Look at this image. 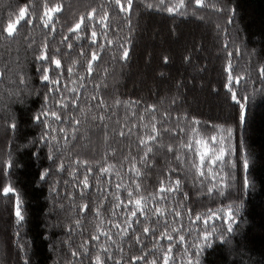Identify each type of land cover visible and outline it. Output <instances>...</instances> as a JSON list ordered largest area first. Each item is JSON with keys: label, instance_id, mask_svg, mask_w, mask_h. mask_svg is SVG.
Segmentation results:
<instances>
[{"label": "trees", "instance_id": "trees-1", "mask_svg": "<svg viewBox=\"0 0 264 264\" xmlns=\"http://www.w3.org/2000/svg\"><path fill=\"white\" fill-rule=\"evenodd\" d=\"M206 2L208 7H197L193 0H185L184 8L170 14L159 0H133L127 13L119 10L115 0H0V70L4 72L0 77V189L7 184L16 189L24 215L17 224L14 196L0 194V264H95L97 255L105 264L116 260L131 264L132 257L145 252L147 260L160 257L170 243L175 245L174 255L185 247L194 254L200 244V264H264V77L259 72L264 66V0ZM57 4L62 10L51 13L52 21L45 27L47 8ZM212 4L224 10L216 11ZM25 6L31 22L21 21L17 34L8 37L3 28ZM93 9L96 16L89 20ZM105 12L108 18L101 23ZM80 17L85 18L82 30L69 31ZM92 30L97 32L95 44ZM44 45L50 58L61 61V68L51 59H37ZM124 48L129 51L126 60L121 58ZM93 51L99 59L89 74ZM228 61L233 76L243 77L231 85L238 99L247 98L242 99L247 112L243 124L239 105L227 87ZM44 68L50 69V78H59L58 85L41 79ZM73 88L75 92L70 91ZM62 98L66 108L57 106ZM101 100L103 106L98 107ZM149 105L156 108L160 136L150 144L153 151L147 163H142L146 149L139 139L151 134L144 127L152 115L145 111ZM42 111H57L61 120L46 117L51 125L46 127L45 122L34 120ZM12 123L15 129L10 128ZM73 128L79 130L73 133ZM122 130L125 136L119 135ZM45 132L48 137L42 140ZM212 136L218 141L223 138L216 147L226 153L222 168L213 169L214 180L210 174L199 176L193 167L198 162L195 151L183 147L191 140L194 149L203 151L195 141ZM169 146L173 151H168ZM245 156L247 171L242 166ZM9 161L13 166L6 169ZM133 162L142 176L130 170ZM109 165L114 167L102 174L101 169ZM85 175L88 188L80 183ZM165 179H179L180 190L167 194V200L154 199ZM136 183L141 184L139 191ZM213 184L216 187L209 193ZM128 191L133 198H148L146 215H130L135 205L128 203ZM116 196L127 207L115 208ZM85 204L88 208L82 210ZM157 206L165 209L164 216L153 214ZM172 209H178L181 217L176 218ZM229 209L236 219L231 233L225 223ZM212 213L216 216L205 225L203 220ZM196 215L202 219L193 223ZM125 220L132 223L127 234L113 227L114 223L127 227ZM145 226L155 233L145 235ZM165 229L173 241L154 238ZM213 229L211 247L204 246L202 233ZM137 235L142 243H136ZM180 235L185 237L183 244ZM93 236L100 238L93 240ZM175 264L186 261L178 257Z\"/></svg>", "mask_w": 264, "mask_h": 264}, {"label": "snow or ice", "instance_id": "snow-or-ice-1", "mask_svg": "<svg viewBox=\"0 0 264 264\" xmlns=\"http://www.w3.org/2000/svg\"><path fill=\"white\" fill-rule=\"evenodd\" d=\"M194 4L197 7H208L209 4L206 2V0H193ZM115 4L118 6L119 10L121 12H130L133 6V0H115ZM159 4L164 6V10L171 13H177L180 11V9L184 8L186 6L185 0H178L177 3L172 4L170 2H166V0H159ZM216 11H223V8H217L215 4L211 5ZM149 8L153 7V5L149 4L148 5ZM62 10V6L57 4L54 7L51 8H47L46 12H45V16H47V20L45 21L44 26L48 27L49 24L52 21V15L51 13H58ZM96 16V10L93 9L91 13H89L88 19L91 20ZM108 18V13L105 12L104 16L101 17L99 22H103L105 20H107ZM21 21H24L26 23H30V19H28V7H21L18 11V14L16 16V18L14 20H9L8 24L6 27L3 28V32L7 34L8 37H14L17 34L18 31V27L20 26ZM231 19L229 20V23H231ZM85 24V18L84 17H80L79 21L74 25L73 28H70L69 31L72 32H77V31H81L82 30V25ZM105 27H107V25L105 24ZM91 37H92V43L95 44L96 43V37H97V32L95 30H92L91 32ZM65 40L68 39V37L64 38ZM109 43H111V41H109ZM44 51H42V53L37 57V59L40 60H49L51 59V63L55 65V67L57 69L61 68V61L59 59H56L54 57H49L46 49H47V45H44ZM69 48L72 47L71 44L68 45ZM123 47V46H122ZM228 45L225 44V48H227ZM238 51V50H237ZM229 56L233 55V53L229 52L228 53ZM129 56V51L127 48H124L123 53H122V59H127ZM99 59V55L97 52L93 51L91 54V58L88 61V65H87V71L89 74L92 73L93 71V62ZM228 72V90L232 93V100L235 101V103L237 105H239V120L240 123H246V118H247V112H246V106L244 103H242V99H247L246 97L242 98V99H238L237 98V94L232 90V83L233 81H235L236 84H239L240 81L243 79L242 76H233L232 74V63L231 61H228L227 67L225 69ZM49 68H44L43 69V75L41 77V79L45 82H48L51 85H58L60 83L59 78L56 79H52L49 76ZM73 71L72 68L68 69V72L71 73ZM259 72L260 75L262 77H264V66L259 68ZM4 75V72L2 70H0V77H2ZM23 82V81H21ZM49 91H53V89H49ZM55 91L59 92L60 89L56 88ZM70 91L75 92L76 89H70ZM47 97H45V101L47 102ZM91 99L96 100L97 97L93 96L91 97ZM57 106L60 108H66L67 104L64 103V99L62 98L61 100H57L56 101ZM73 103H75V101H73ZM103 100L100 101V104L98 105V107H102L103 106ZM116 104L119 105L120 101L117 100ZM146 112L152 113L151 118H150V122L148 124H145L144 127L150 128V132L151 134L148 135L147 137H140L139 139V143L141 146H143L146 151L144 152V156L141 158V162L142 163H147L148 161V156L150 153H152L153 148L150 146V144L152 142H156L158 137L160 136V129L157 127V120H156V116H155V112H156V108L154 105H149L146 109ZM135 115V114H134ZM167 114H165L166 116ZM51 116L54 120L59 121L61 120V115L57 112V111H42L40 114L35 115L34 116V120L37 122H45V126L46 127H51V125L47 124L46 121L44 120V118ZM93 119H96V117H93ZM99 119L101 121H103L105 119V117L103 115L99 116ZM141 120L144 119L143 116L140 117ZM195 123H199L198 121H194ZM75 124L79 125L80 121L76 120ZM133 127H135V125H133ZM11 129H15L16 128V124L12 123L10 125ZM78 128H73V133H75L76 131H78ZM167 130V129H166ZM52 131L55 132L56 129L52 128ZM129 132L132 131V129H128ZM181 131H183V129H181ZM193 131L195 132L196 130L193 129ZM228 134L229 136H231V129H228ZM60 132L64 133L65 129L61 128ZM127 133L124 132L123 130L119 133V135L121 136H125ZM48 137V133L45 132V134L41 137L42 140H46ZM53 140L56 139L55 136L52 137ZM65 140L68 139V136L65 135L64 137ZM223 140V138H221L219 141L217 140L216 136H212L208 141H204V140H196L195 143L197 145H203V151H201L199 148L194 149L193 148V142L191 140H189L187 143H185L183 145L184 148L188 149L189 151H195L197 157H198V162L193 163V167L196 169V171L198 172L199 176L201 177H205L207 178V176L210 174L212 179L214 180L216 178L217 173H215L213 171V169L215 168H222V165L225 163V150L224 148H217L216 144L217 143H221ZM168 151L171 152L173 151L172 146L168 147ZM177 160H180L181 157L177 156L176 157ZM135 160V158H133V161ZM78 163H84V162H79ZM12 163L6 162L5 168L6 169H10L12 167ZM236 165L233 163L232 167H235ZM242 166L243 169L245 171L248 170L249 168V161L248 159L245 157H243L242 160ZM113 165H109L107 168H102L101 169V173H107L109 171H111V169L113 168ZM59 168L61 170H63L64 165L63 163L60 164ZM131 171L134 172V174L137 177L142 176V172L140 169L136 168L135 163L133 162L132 167L130 169ZM89 172H91V169L88 170ZM47 176V172H45L44 174L41 175V179H44ZM81 184H83V186L85 188L90 187L89 185V180H88V176L85 175L83 180L80 181ZM135 183V182H134ZM180 184L181 181L179 179H175V180H170V179H165V180H161L160 181V185L156 191L155 194H153V198H159L160 200H167L169 197L167 194L169 193H173V192H178L180 190ZM120 185H117V188H119ZM136 190L139 191L141 184L140 183H136L135 184ZM216 187L215 184H213L212 187L208 188V192L211 193L214 188ZM244 187L247 188L248 187V179L247 177H245L244 179ZM0 194H2L3 196H8L9 194H12L14 196V215L16 217V223L17 224H21L24 220V215H23V201L20 198L19 193L16 191V189L11 185V184H7L5 186L2 187V189H0ZM128 203H134L135 208L134 210H132L130 212V215L133 217L137 216V213L139 212L141 215H146L145 213V208L147 207V197L143 196V195H138L135 198H133V192L132 191H128ZM188 198V194L184 193V199L186 200ZM115 199L117 201H119L118 203L115 204V208H119L121 207V205H123L124 207H127V204H124L123 201L120 200L119 196H116ZM88 205H82V210H87ZM153 214L157 215V216H164L165 215V209L162 207H155L153 210ZM174 213V216L176 218L181 217V212L178 209H172L171 210ZM189 213V216L191 217V209L187 210ZM99 209H97V215H99ZM115 211H113V215H115ZM213 216H216L215 213H212V215H210L207 219L203 220V223L205 225L208 224L209 220L212 219ZM217 218H219L217 216ZM201 216L200 215H196L193 219V223H195V221L201 220ZM77 224H79V221L76 222ZM136 223H140L139 218H137ZM165 223H167V221H165ZM225 223H227V232L231 233L233 231V224L236 223V219L235 216L233 214V211L231 209L228 210L227 214H226V220ZM124 224L127 225V227H123L121 226V224L119 223H114L113 227L117 228V229H121V231L124 234H127L128 232V228L132 227V223L128 220L124 221ZM174 232H178L179 229H173ZM215 231V229H213L211 232L210 231H204L201 235V239L204 242V246L207 247H211V242H210V238L213 234V232ZM143 233L145 235L148 234H154L155 233V229L153 228H149L147 226L143 227ZM102 235L108 236L107 232H103L101 233ZM99 236H93L92 239L93 240H99ZM110 238V237H109ZM156 239H166L168 241H173L175 238L165 229L164 231H162L159 236L154 237ZM221 241L224 240V237L221 236L220 237ZM135 240L136 243H142L141 241V237L139 235L135 236ZM185 241V237L183 235L179 236V242L181 244H183ZM174 244H169L167 249L163 252V254L160 257H154L151 260H147L146 257L148 256V253L145 252L143 255L140 256H136V257H132L131 258V264H136L137 261H144V264H175L177 258L179 257L181 260H185L186 264H200V260H199V256L200 253L203 251V247L200 244H197V251L193 254L190 253L188 248L185 247L183 249V253H176L175 255L173 254V248H174ZM156 251H159V248L155 249ZM103 251L105 253H107L108 249L104 248ZM73 256H78L79 254L77 252H73L72 253ZM107 259H113V257L108 256ZM27 264V262H26ZM95 264H105V261H103L101 259V257L99 255H97L95 257ZM115 264H120L119 260L115 261Z\"/></svg>", "mask_w": 264, "mask_h": 264}]
</instances>
